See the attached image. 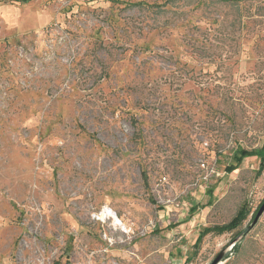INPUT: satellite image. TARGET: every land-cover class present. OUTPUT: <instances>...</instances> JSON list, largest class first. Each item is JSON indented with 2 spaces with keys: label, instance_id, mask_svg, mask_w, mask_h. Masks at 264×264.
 Returning a JSON list of instances; mask_svg holds the SVG:
<instances>
[{
  "label": "rangeland",
  "instance_id": "374dc122",
  "mask_svg": "<svg viewBox=\"0 0 264 264\" xmlns=\"http://www.w3.org/2000/svg\"><path fill=\"white\" fill-rule=\"evenodd\" d=\"M19 1L0 0V264H264V170L224 171L264 143V0Z\"/></svg>",
  "mask_w": 264,
  "mask_h": 264
},
{
  "label": "trees",
  "instance_id": "16d2710c",
  "mask_svg": "<svg viewBox=\"0 0 264 264\" xmlns=\"http://www.w3.org/2000/svg\"><path fill=\"white\" fill-rule=\"evenodd\" d=\"M16 1L20 2L19 0H16ZM250 157H255L258 159L259 161L258 173H261L264 170V143L261 145V147H259L258 149L252 150V151L238 149L232 158V163L225 167L224 169L225 173L228 175L232 173L233 171L237 170L238 167L241 165L242 161ZM262 202L260 203V205L262 204ZM260 205L253 213L251 222L254 219ZM246 217H247V211H245L244 208H240L236 211L233 217L226 224L214 226L211 229L206 230V233H215L217 235H222L224 233H230L236 230L242 224V222L246 219ZM240 235L241 233H238L234 237L232 242ZM238 248H239L238 244L233 245V249L238 250Z\"/></svg>",
  "mask_w": 264,
  "mask_h": 264
},
{
  "label": "water",
  "instance_id": "95a60500",
  "mask_svg": "<svg viewBox=\"0 0 264 264\" xmlns=\"http://www.w3.org/2000/svg\"><path fill=\"white\" fill-rule=\"evenodd\" d=\"M263 213H264V200H263L262 204L260 205V207H259V209H258V211H257V213H256V215H255V217H254V219L252 220V222H251V224H250V226H249V229L257 223L258 219L262 216ZM235 240H236V239H235ZM235 240L233 241V245L235 244ZM219 258H220V257H218V258L213 262V264H217V263L219 262V260H220Z\"/></svg>",
  "mask_w": 264,
  "mask_h": 264
},
{
  "label": "built area",
  "instance_id": "2783aa9c",
  "mask_svg": "<svg viewBox=\"0 0 264 264\" xmlns=\"http://www.w3.org/2000/svg\"><path fill=\"white\" fill-rule=\"evenodd\" d=\"M163 181H166V180L163 178ZM116 223L120 225L119 221H117Z\"/></svg>",
  "mask_w": 264,
  "mask_h": 264
}]
</instances>
